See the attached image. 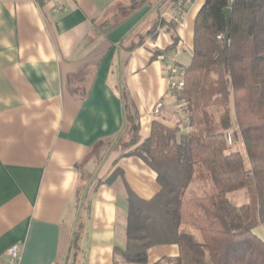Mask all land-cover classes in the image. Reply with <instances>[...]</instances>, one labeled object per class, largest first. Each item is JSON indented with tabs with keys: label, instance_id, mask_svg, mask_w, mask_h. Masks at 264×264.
I'll use <instances>...</instances> for the list:
<instances>
[{
	"label": "crops",
	"instance_id": "0c3cea01",
	"mask_svg": "<svg viewBox=\"0 0 264 264\" xmlns=\"http://www.w3.org/2000/svg\"><path fill=\"white\" fill-rule=\"evenodd\" d=\"M59 1L0 0V264L14 243L20 264H114L129 192L149 199L161 186L155 170L111 138L127 109L143 138L154 119L173 125L180 109L171 68L190 63L205 2L189 4L178 25L172 3L160 0H67L66 12L55 10ZM121 8L119 24L105 27ZM83 75L81 97L68 80ZM178 255L177 244L156 245L148 262Z\"/></svg>",
	"mask_w": 264,
	"mask_h": 264
},
{
	"label": "trees",
	"instance_id": "16d2710c",
	"mask_svg": "<svg viewBox=\"0 0 264 264\" xmlns=\"http://www.w3.org/2000/svg\"><path fill=\"white\" fill-rule=\"evenodd\" d=\"M138 1L148 0H132ZM123 9L105 27L119 24ZM84 80H68L81 97L88 92ZM183 80L171 91L185 104L184 126L154 119L143 138L137 114L127 109L123 128L111 138V147L116 140L125 155L155 170L161 186L149 199L129 192L126 242L114 246V264H149V249L162 244H177L179 255L153 264H264V239L255 232L264 223V0H205ZM230 130L244 150L228 143ZM243 187L253 198L237 205L227 194ZM195 189L201 194L186 196ZM76 226L75 258L83 223Z\"/></svg>",
	"mask_w": 264,
	"mask_h": 264
},
{
	"label": "built area",
	"instance_id": "2783aa9c",
	"mask_svg": "<svg viewBox=\"0 0 264 264\" xmlns=\"http://www.w3.org/2000/svg\"><path fill=\"white\" fill-rule=\"evenodd\" d=\"M195 0H178L171 8L172 20L180 25L184 22L185 16L187 14V7ZM234 0H229L232 3ZM67 0H60L55 5V10L58 12H66L68 10ZM184 67H172L171 68V87L182 88L184 85L183 80ZM161 106V103L158 104ZM228 142H231V134L227 135ZM8 258L4 264H20L21 260V248L19 243L12 244L7 250Z\"/></svg>",
	"mask_w": 264,
	"mask_h": 264
},
{
	"label": "rangeland",
	"instance_id": "374dc122",
	"mask_svg": "<svg viewBox=\"0 0 264 264\" xmlns=\"http://www.w3.org/2000/svg\"><path fill=\"white\" fill-rule=\"evenodd\" d=\"M168 1L169 0H167V2ZM147 21L148 20H146L145 23ZM125 99L129 100V97L125 95ZM178 105L179 106H176V107H178L177 109H180V113L181 114L178 113V115H175V116L172 117V120L175 121L172 126L176 127V125H177V126L182 127L186 123L185 113H184L185 104L183 102H178ZM158 107H162V104H161V106H158ZM220 110H222V108H220ZM233 132H234L233 130H230V134H231V140L230 141L231 142H228V143L231 145V147L233 149H238L239 148V149L244 150L245 147H244L243 140L241 139V136L238 134V136H237L238 138H237V140H235ZM113 147L114 148H119L118 142L116 140L113 141ZM120 148L122 149V147H120ZM245 163H246V165H249V162H248L247 159L245 160ZM210 183L212 184V182H210ZM208 190H210V189H208ZM198 192H201V191L198 190V189H195V191L191 192V190H189L187 192L186 196H192L193 195L192 193L201 194V193H198ZM227 196L233 203H235L237 205H241V204H244V203H249V202L252 201V198H253L251 193L245 187L232 190L231 192H229L227 194ZM255 232H256L257 235H259L261 238L264 239V223L259 224V227H257L255 229Z\"/></svg>",
	"mask_w": 264,
	"mask_h": 264
},
{
	"label": "water",
	"instance_id": "95a60500",
	"mask_svg": "<svg viewBox=\"0 0 264 264\" xmlns=\"http://www.w3.org/2000/svg\"><path fill=\"white\" fill-rule=\"evenodd\" d=\"M225 14L227 15V21H228V23H230V8H228V9L225 11Z\"/></svg>",
	"mask_w": 264,
	"mask_h": 264
}]
</instances>
